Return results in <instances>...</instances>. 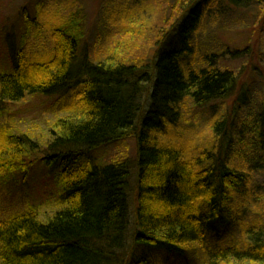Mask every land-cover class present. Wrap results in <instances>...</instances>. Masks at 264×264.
Listing matches in <instances>:
<instances>
[{"label":"trees","instance_id":"16d2710c","mask_svg":"<svg viewBox=\"0 0 264 264\" xmlns=\"http://www.w3.org/2000/svg\"><path fill=\"white\" fill-rule=\"evenodd\" d=\"M225 1L236 9L251 0ZM253 1L263 9L264 0ZM149 2L122 4L117 46L100 61L83 62L77 76L74 60L87 35L82 11L50 22L47 54L26 61L19 53L13 72L0 74L4 102L72 97V115L51 121L44 149L22 132L0 130V183L29 177L43 162L58 167L56 187H63L51 217L43 220L33 207L0 220V264H149L153 252L182 258L193 249L202 264H264V218L244 215L256 202L249 191L258 167L222 155L232 135L229 114L216 113L207 134L180 142L167 135L176 132L180 107L225 102L238 83L211 58L197 65L189 47L210 1L166 0L154 14ZM35 18L25 17L28 29ZM147 34L154 52L133 57L129 45ZM128 138L136 141L139 169L132 240L128 163L93 161L97 149ZM207 238L225 244L213 247Z\"/></svg>","mask_w":264,"mask_h":264},{"label":"rangeland","instance_id":"374dc122","mask_svg":"<svg viewBox=\"0 0 264 264\" xmlns=\"http://www.w3.org/2000/svg\"><path fill=\"white\" fill-rule=\"evenodd\" d=\"M129 1L0 0V74L13 72L11 59L12 56L16 58L19 53L25 56L26 61H35L37 56L47 54L50 48L46 29L50 22L61 14L66 16L70 11H82L86 16L87 35L74 60V74L77 76L83 62L100 61L112 46H117L115 42L117 27L122 23L119 14L122 4ZM164 1L166 0L149 2L152 14L160 12ZM209 1V7L205 3L202 8L206 13L201 14L202 21L198 20L197 31L189 37V47L195 50L197 65L211 58L219 69L233 70L238 83L225 102L194 110L190 109V104L189 110L180 107L176 132H169L167 135L172 136L174 141L180 142L191 135L207 134L212 117L216 113L225 111V114H229L233 125L230 131L232 135L223 140L222 155H226L229 160L232 158L237 165L246 161L249 164H257L258 169L252 174L253 187L249 191L251 200L255 199L256 202H253L255 205L249 206L251 210L244 215L245 218L262 220L264 218V142L261 140L264 141V137H259V133L264 132V16L262 14L264 6L261 10V7L259 8L258 4L251 0L245 3V6L235 9L229 1ZM30 16L31 19L36 17L37 23L35 27L28 29L24 19ZM158 18H153V22ZM177 26L172 32L174 36L180 33V28ZM38 31L39 33L36 34ZM152 38V34H147L142 42L139 41L140 39L139 42L133 41L129 45L133 57L140 59L153 53V49L149 48ZM146 51L147 54L144 55ZM193 54L194 52L192 56ZM74 86L76 87V83ZM71 104V94H63L58 98L28 96L18 103L4 102L0 98V130L6 129L14 134L22 132L31 136L35 142H39L44 149L49 143L48 129L51 121L57 117L71 116ZM243 129L247 131L244 135H240ZM136 156L134 138L103 146L93 153L95 163L104 164L117 160L128 163L131 202V227L128 230L130 238L135 235L137 228L134 221L135 188L139 171ZM59 174L57 166H48L39 162L34 166L29 177L24 178L21 175L11 182L0 183V220L9 219L12 215L21 214L33 207H36L43 220L51 217L60 207L57 197L63 191V187H56ZM206 242L213 247L225 244L222 238L217 240L207 238ZM151 255L152 258H148L149 264H202L203 259V255L195 249L185 251V257L182 258L156 252Z\"/></svg>","mask_w":264,"mask_h":264}]
</instances>
